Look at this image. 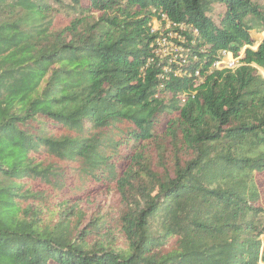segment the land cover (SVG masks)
<instances>
[{"label":"trees","instance_id":"16d2710c","mask_svg":"<svg viewBox=\"0 0 264 264\" xmlns=\"http://www.w3.org/2000/svg\"><path fill=\"white\" fill-rule=\"evenodd\" d=\"M254 32L259 0H0V264H264Z\"/></svg>","mask_w":264,"mask_h":264},{"label":"rangeland","instance_id":"374dc122","mask_svg":"<svg viewBox=\"0 0 264 264\" xmlns=\"http://www.w3.org/2000/svg\"><path fill=\"white\" fill-rule=\"evenodd\" d=\"M262 4H264V0H259ZM154 28L159 29L162 31V34L165 33L166 30H169L170 25H167L165 27L161 26L160 21H154L153 23ZM256 38H261L264 36V33H257L254 32ZM165 37V35H164ZM170 39H174V40H170ZM179 43H183V39L176 34L175 32H169L168 37L164 38V40H162L160 42V48L158 49L159 53L162 54V57L165 56H170L173 57L174 59H178L181 54L183 53L184 47L183 45H180ZM254 47H256V45H254ZM221 59L218 63L215 64V67L217 69H224V68H236L238 66H240L241 63V58L244 56V49L241 52V56L239 57H235L233 55V53H223V55H221ZM228 56V60L227 63H222L223 59H225ZM254 67H256L257 69V73L262 74L260 67L253 64ZM264 76V75H263ZM103 200H107L108 203L112 201V194L111 193H107V192H103L101 194L98 195V201H103ZM94 210V208H93ZM264 238V235H263Z\"/></svg>","mask_w":264,"mask_h":264},{"label":"built area","instance_id":"2783aa9c","mask_svg":"<svg viewBox=\"0 0 264 264\" xmlns=\"http://www.w3.org/2000/svg\"><path fill=\"white\" fill-rule=\"evenodd\" d=\"M154 21H157V20L155 19ZM154 21H153V23H154ZM152 30H153V31H157V30H159V29L154 28V25H152ZM163 40H164V39H163ZM159 41H160V40H159ZM161 41H162V40H161ZM161 41H160V42H161ZM223 53L225 54V53H228V52H223ZM223 53H222L221 55H223ZM221 57H222V56H221ZM221 57H220V59H221ZM220 59H219L218 61H216L215 64L218 63V62L220 61ZM215 64H214V68H216V67H215ZM198 73H199V72H197V74H198Z\"/></svg>","mask_w":264,"mask_h":264},{"label":"bare ground","instance_id":"6f19581e","mask_svg":"<svg viewBox=\"0 0 264 264\" xmlns=\"http://www.w3.org/2000/svg\"><path fill=\"white\" fill-rule=\"evenodd\" d=\"M229 54V53H228ZM226 63H227V60H226Z\"/></svg>","mask_w":264,"mask_h":264}]
</instances>
